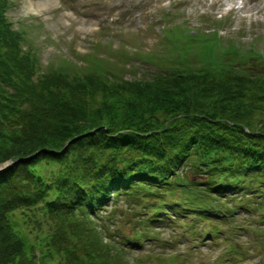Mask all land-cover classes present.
Masks as SVG:
<instances>
[{"label":"trees","instance_id":"16d2710c","mask_svg":"<svg viewBox=\"0 0 264 264\" xmlns=\"http://www.w3.org/2000/svg\"><path fill=\"white\" fill-rule=\"evenodd\" d=\"M8 5L0 0V165L17 162L0 173V264H142L129 254L171 210L191 237L199 221L216 237L239 208L264 222V58L254 45L205 39L197 60L177 28L161 58L170 70L152 78L125 79L94 53L41 70ZM123 199L128 219L117 225Z\"/></svg>","mask_w":264,"mask_h":264},{"label":"rangeland","instance_id":"374dc122","mask_svg":"<svg viewBox=\"0 0 264 264\" xmlns=\"http://www.w3.org/2000/svg\"><path fill=\"white\" fill-rule=\"evenodd\" d=\"M231 5L235 6L234 9L223 20L216 21L219 25H214L213 17L223 14ZM6 16L14 28L23 31L24 45H33L38 52L41 70H46L48 63H58L62 56L85 64L80 57L94 53L109 58L112 62L110 68L119 75L123 74L121 76L125 79L152 78L162 70L157 59L165 56L161 46L163 28L179 23L181 27L186 24L185 29L195 34L217 30L221 39H233L241 47L253 42L264 54V0H9ZM110 17L115 18V23ZM95 44L99 49L93 47ZM109 49L112 50L110 53ZM124 52L131 55V62L124 59ZM195 53H199L198 59L203 56L198 40L190 57L195 58ZM119 205L118 211L122 215L118 216L120 222L117 225H122L128 219L125 212L128 203L124 200ZM256 215L254 212L250 216L247 210L239 208L229 219L234 222L232 228L229 229L230 222L226 217L221 222L218 237L210 238L201 234L191 239L188 235L174 238V233L183 231L161 223V227L154 231L157 240L155 237L146 240L129 257L144 259L142 264H155L148 255L169 258L176 249L183 251L190 247V253L165 264H212L213 257L219 256L218 264H264V222H258ZM249 222V229L241 228L242 224ZM124 228L130 231V225ZM227 234L231 238L226 239ZM165 241H168L166 246ZM176 241L180 244L176 245ZM234 245L237 248L231 252L229 263L222 262L221 258Z\"/></svg>","mask_w":264,"mask_h":264},{"label":"water","instance_id":"95a60500","mask_svg":"<svg viewBox=\"0 0 264 264\" xmlns=\"http://www.w3.org/2000/svg\"><path fill=\"white\" fill-rule=\"evenodd\" d=\"M16 160H13L9 163H7L4 167L0 168V173L3 172L4 170H6L12 163H14Z\"/></svg>","mask_w":264,"mask_h":264}]
</instances>
